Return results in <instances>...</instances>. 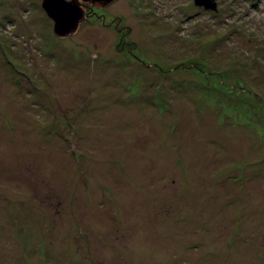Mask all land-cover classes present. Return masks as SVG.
Segmentation results:
<instances>
[{
    "label": "rangeland",
    "instance_id": "obj_1",
    "mask_svg": "<svg viewBox=\"0 0 264 264\" xmlns=\"http://www.w3.org/2000/svg\"><path fill=\"white\" fill-rule=\"evenodd\" d=\"M0 0V264H264V0Z\"/></svg>",
    "mask_w": 264,
    "mask_h": 264
},
{
    "label": "water",
    "instance_id": "obj_2",
    "mask_svg": "<svg viewBox=\"0 0 264 264\" xmlns=\"http://www.w3.org/2000/svg\"><path fill=\"white\" fill-rule=\"evenodd\" d=\"M82 2H110L112 0H80ZM199 6L200 0H194ZM42 9L53 21V32L60 37L73 33L81 22V10L78 0H43Z\"/></svg>",
    "mask_w": 264,
    "mask_h": 264
}]
</instances>
